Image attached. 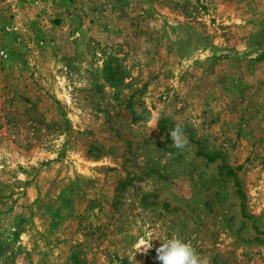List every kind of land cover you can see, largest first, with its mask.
Here are the masks:
<instances>
[{
    "label": "rangeland",
    "instance_id": "374dc122",
    "mask_svg": "<svg viewBox=\"0 0 264 264\" xmlns=\"http://www.w3.org/2000/svg\"><path fill=\"white\" fill-rule=\"evenodd\" d=\"M173 235L264 264V0H0V264Z\"/></svg>",
    "mask_w": 264,
    "mask_h": 264
},
{
    "label": "clouds",
    "instance_id": "9594fccd",
    "mask_svg": "<svg viewBox=\"0 0 264 264\" xmlns=\"http://www.w3.org/2000/svg\"><path fill=\"white\" fill-rule=\"evenodd\" d=\"M169 134L174 147L177 149L185 147L186 142L181 139L184 133L180 125H176ZM141 246H143V251L146 253L151 247L150 240H140L137 250L141 249ZM156 253V258L161 264H210L209 259L200 256L190 242L184 241L175 235L163 240L160 246L156 248Z\"/></svg>",
    "mask_w": 264,
    "mask_h": 264
}]
</instances>
